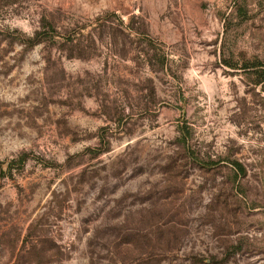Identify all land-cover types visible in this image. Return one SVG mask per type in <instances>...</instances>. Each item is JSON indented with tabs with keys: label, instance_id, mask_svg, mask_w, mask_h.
Masks as SVG:
<instances>
[{
	"label": "rangeland",
	"instance_id": "obj_1",
	"mask_svg": "<svg viewBox=\"0 0 264 264\" xmlns=\"http://www.w3.org/2000/svg\"><path fill=\"white\" fill-rule=\"evenodd\" d=\"M0 264H264V0H0Z\"/></svg>",
	"mask_w": 264,
	"mask_h": 264
},
{
	"label": "trees",
	"instance_id": "obj_2",
	"mask_svg": "<svg viewBox=\"0 0 264 264\" xmlns=\"http://www.w3.org/2000/svg\"><path fill=\"white\" fill-rule=\"evenodd\" d=\"M183 132V135L185 136V132L184 131H182ZM233 166L238 170V171H242V167H241V165H239L238 163H234L233 164Z\"/></svg>",
	"mask_w": 264,
	"mask_h": 264
}]
</instances>
